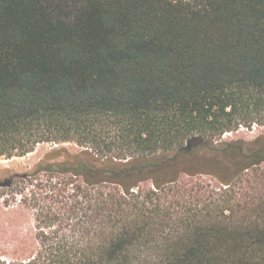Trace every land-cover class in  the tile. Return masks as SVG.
<instances>
[{"label":"trees","instance_id":"1","mask_svg":"<svg viewBox=\"0 0 264 264\" xmlns=\"http://www.w3.org/2000/svg\"><path fill=\"white\" fill-rule=\"evenodd\" d=\"M262 109L264 0H0V264H264Z\"/></svg>","mask_w":264,"mask_h":264},{"label":"rangeland","instance_id":"2","mask_svg":"<svg viewBox=\"0 0 264 264\" xmlns=\"http://www.w3.org/2000/svg\"><path fill=\"white\" fill-rule=\"evenodd\" d=\"M252 116H255V118L259 120H263L264 109L256 111ZM262 123L264 124V121ZM262 135H264V125L253 124L250 129L245 127H235L232 131L224 133L216 142H230L237 140L253 141ZM63 146L72 153L80 151V148L74 144H65ZM54 147H59V145L52 146L50 144H40L36 147L34 152L25 157L2 159L0 160V171L3 169H9L16 172L29 170ZM2 202L3 200L0 198V256L5 259L6 257H12V246L16 244L18 240H23L32 235L34 221L29 213L23 216L10 215L6 217L2 215V210L6 209L2 205Z\"/></svg>","mask_w":264,"mask_h":264}]
</instances>
